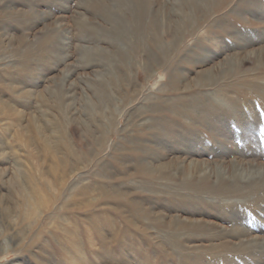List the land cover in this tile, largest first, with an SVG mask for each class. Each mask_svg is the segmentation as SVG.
<instances>
[{
	"label": "rangeland",
	"instance_id": "obj_1",
	"mask_svg": "<svg viewBox=\"0 0 264 264\" xmlns=\"http://www.w3.org/2000/svg\"><path fill=\"white\" fill-rule=\"evenodd\" d=\"M110 1L0 0V264H264V0Z\"/></svg>",
	"mask_w": 264,
	"mask_h": 264
},
{
	"label": "bare ground",
	"instance_id": "obj_2",
	"mask_svg": "<svg viewBox=\"0 0 264 264\" xmlns=\"http://www.w3.org/2000/svg\"><path fill=\"white\" fill-rule=\"evenodd\" d=\"M210 2L211 0H180V4H182V6L183 7H185V6H187L189 9H192L193 7L192 6H197V5H199L200 3L201 4H203V3H207V2ZM212 1H214V0H212ZM111 2V1H110ZM112 2H113V4H111L112 5V8H110V7H108V8H110V9H113V10H117L118 11V9L119 8H122L123 6L125 7V5L127 6L128 5V3H131L130 2V0H112ZM111 2V3H112ZM136 2H138V1H136ZM208 2V4H210ZM101 3V2H100ZM212 3H214V2H212ZM133 4H135V3H133ZM130 5V4H129ZM132 5V4H131ZM130 5V7H132ZM137 5V4H136ZM211 5V4H210ZM110 6V5H109ZM205 6V5H204ZM207 6V5H206ZM128 7V6H127ZM129 8V7H128ZM133 8V7H132ZM110 9H108V10H110ZM124 9V8H123ZM131 9V8H130ZM107 10V9H106ZM105 11V10H104ZM108 12V11H107ZM106 12V13H107ZM114 12V11H113ZM119 12V11H118ZM122 12V11H121ZM112 12H109V14H108V16L111 14ZM120 13V12H119ZM131 13V12H130ZM180 14H181V16H182V18L183 19H186V20H188V21H190V19L192 18V16L191 15H188V13L186 14L185 12H180ZM117 15V14H116ZM119 16H121L120 14H118ZM123 17V16H122ZM133 17V16H132ZM106 18L107 19H109L110 20V18H112V22H113V24H115V26H117V30H119V31H121L122 30V28H127L128 26H129V22L128 21H125V20H122V19H120V17L118 18V19H116L115 17H113V16H109V17H107V15H106ZM105 20V19H104ZM108 20V21H109ZM135 20V19H134ZM136 21V20H135ZM138 21V20H137ZM111 22V23H112ZM129 24H128V23ZM133 22V21H132ZM137 23V22H136ZM111 25V24H110ZM109 25V26H110ZM132 25V24H131ZM154 25H156V21L154 22ZM111 26H113V25H111ZM113 28V27H112ZM114 29V28H113ZM128 29V28H127ZM116 30V29H115ZM123 30H125V29H123ZM134 30V29H133ZM118 31V32H119ZM127 32H128V30H126ZM113 32V31H112ZM120 33V32H119ZM124 33V32H123ZM105 34V33H104ZM107 34V33H106ZM115 34V33H114ZM118 34V33H117ZM102 35V34H101ZM127 35V34H126ZM98 35H96V37H97ZM110 36H112L111 35V33H110ZM109 36V37H110ZM114 36V35H113ZM124 36H125V33H124ZM99 38V37H98ZM105 38V37H104ZM118 39V43H120L122 40H121V37L119 36V37H117ZM101 39V38H100ZM103 39V38H102ZM127 39V38H126ZM107 40V39H106ZM128 40V39H127ZM110 41V40H109ZM123 41H124V39H123ZM112 42H114V41H112ZM122 43V42H121ZM125 43V42H124ZM119 46V45H118ZM125 47V46H124ZM90 52V51H89ZM230 63V62H229ZM229 63H228V65H229ZM228 68H229V66H228ZM212 73L210 72V71H205V73L203 74V77H201V79H199L198 81H197V85H200V84H205V83H210L211 81H212ZM200 101V100H199ZM221 102V101H220ZM194 107V106H193ZM216 116V115H215ZM190 167H189V172H194L195 174H197V175H199V177H201V176H203L204 175V173H203V171H204V169H203V171L202 170H198L197 169V166H192V164H190L189 165ZM236 166V165H235ZM234 167V166H233ZM226 171V170H225ZM224 170H222V169H220V168H217V170H216V180L217 179H219V178H225V176L226 177H228V179L231 181V182H234L236 179H243V181H248V180H254L255 181V179H256V176L257 177H259V178H262V180H264V173H263V171H258V169L257 170H252V171H243V170H237V171H235V172H229V173H226ZM207 172V171H206ZM214 172V171H213ZM208 174V173H207ZM255 177V179H253ZM202 178V177H201ZM245 179V180H244ZM215 180V181H216ZM202 181V180H201ZM200 181V182H201ZM203 183V182H202ZM248 183H250V182H248ZM264 185V184H263ZM263 185H262V187H263ZM198 186H200V185H198ZM232 189H235V187H236V185H235V183H231L230 185H229ZM260 185H258V187H259ZM261 187V186H260ZM200 189V188H199ZM199 191V190H198ZM208 191V190H207ZM174 222V221H173ZM176 223V222H175ZM176 231V230H175ZM177 232V231H176ZM179 232V231H178ZM168 234V233H167ZM177 234H175V233H172L171 234V237L173 238V240H175V239H177ZM249 241V240H248ZM175 242V241H174ZM264 242V241H263ZM243 243V242H242ZM249 243V242H248ZM235 247V246H234ZM237 248V247H236ZM231 249V248H230ZM238 249V248H237ZM232 250H233V248H232ZM239 251H233V253L232 254H236V253H241L242 254V252L245 254V255H247V256H249L250 258H252L253 256H255L254 254L255 253H258V255H260V258L263 256L264 257V244H262V241H261V243L259 244V242H252L251 243V241H250V244H245L244 246H242L241 248H239L238 249ZM236 256V255H235ZM262 257V258H263ZM257 263H259L258 261H257ZM256 263V264H257ZM118 264V263H117Z\"/></svg>",
	"mask_w": 264,
	"mask_h": 264
}]
</instances>
